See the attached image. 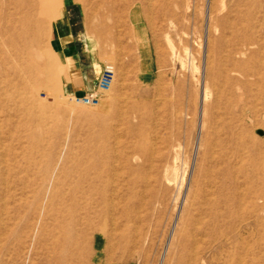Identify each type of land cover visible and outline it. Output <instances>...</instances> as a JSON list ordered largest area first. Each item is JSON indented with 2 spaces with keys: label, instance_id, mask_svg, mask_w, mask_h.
<instances>
[{
  "label": "rangeland",
  "instance_id": "obj_1",
  "mask_svg": "<svg viewBox=\"0 0 264 264\" xmlns=\"http://www.w3.org/2000/svg\"><path fill=\"white\" fill-rule=\"evenodd\" d=\"M261 4L0 0V264H46L67 237L72 264H264L244 199L264 109L242 75L264 58ZM69 21L97 82L115 70L97 106L70 87Z\"/></svg>",
  "mask_w": 264,
  "mask_h": 264
},
{
  "label": "bare ground",
  "instance_id": "obj_2",
  "mask_svg": "<svg viewBox=\"0 0 264 264\" xmlns=\"http://www.w3.org/2000/svg\"><path fill=\"white\" fill-rule=\"evenodd\" d=\"M262 10H264V0H263V4H261ZM261 10V11H262ZM34 21H30V25L31 26H36V19H33ZM251 22H248L247 24V28H250ZM63 27L60 26V28ZM262 38L264 39V16H262L261 21H260V43H257L258 49L264 50V41H262ZM252 40L250 39V37L248 35H246L245 38V49L249 46L252 45ZM242 75L247 78V77H252V76H256L258 75L259 77V81L257 82V87L259 89V93L257 94V99L258 101H263V108L260 109L261 111H263L264 109V58L262 59L261 62H259V68L257 69V71H253L250 67L245 65V68L242 72ZM244 89L246 92L251 91V85L244 83ZM42 90V89H41ZM210 96V95H209ZM59 98V97H58ZM259 103V102H258ZM264 113V112H263ZM261 123V122H260ZM259 125H262L259 124ZM264 126V123L263 125ZM257 149V147H256ZM258 150V149H257ZM253 151H255L253 149ZM251 152L250 147L247 148V158H246V163L247 166L250 167V171L246 176V183H247V188H245V192H244V199H255L258 203H260V205H258V208L260 210H264V166H263V161H264V152L256 151V153L258 154L256 160H251V158L249 157ZM258 171L261 174V186H259L260 188H254L253 185V179L254 177L257 176ZM15 249H18L21 246V243H15ZM60 246L64 250V252L59 251V252H50L51 256L50 259L47 261L46 264H72L75 259V250L78 248V245L76 244V242H74V240L67 238H64L61 242H60ZM8 250V249H7ZM23 254L20 251H17L14 255L15 259H19L22 260ZM163 257V256H162ZM205 264V261L203 260L202 257L199 256L198 251L193 255V258L191 260V264H199V263Z\"/></svg>",
  "mask_w": 264,
  "mask_h": 264
},
{
  "label": "crops",
  "instance_id": "obj_3",
  "mask_svg": "<svg viewBox=\"0 0 264 264\" xmlns=\"http://www.w3.org/2000/svg\"><path fill=\"white\" fill-rule=\"evenodd\" d=\"M72 23H69V29L59 30V45L66 59L72 60L68 63L71 65L72 84L70 87L77 96H82L95 87L98 76L92 69V61L87 55V50L82 46V36Z\"/></svg>",
  "mask_w": 264,
  "mask_h": 264
},
{
  "label": "built area",
  "instance_id": "obj_4",
  "mask_svg": "<svg viewBox=\"0 0 264 264\" xmlns=\"http://www.w3.org/2000/svg\"><path fill=\"white\" fill-rule=\"evenodd\" d=\"M114 78V68L110 65L105 66L95 88L90 93L83 96H77L75 99L85 105L97 106L104 94L111 89Z\"/></svg>",
  "mask_w": 264,
  "mask_h": 264
},
{
  "label": "water",
  "instance_id": "obj_5",
  "mask_svg": "<svg viewBox=\"0 0 264 264\" xmlns=\"http://www.w3.org/2000/svg\"><path fill=\"white\" fill-rule=\"evenodd\" d=\"M261 134V132H259Z\"/></svg>",
  "mask_w": 264,
  "mask_h": 264
}]
</instances>
